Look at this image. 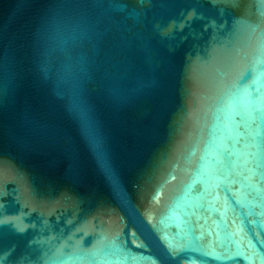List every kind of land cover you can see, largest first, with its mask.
<instances>
[{"label":"water","instance_id":"95a60500","mask_svg":"<svg viewBox=\"0 0 264 264\" xmlns=\"http://www.w3.org/2000/svg\"><path fill=\"white\" fill-rule=\"evenodd\" d=\"M0 264H264V0H0Z\"/></svg>","mask_w":264,"mask_h":264}]
</instances>
